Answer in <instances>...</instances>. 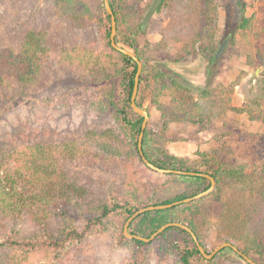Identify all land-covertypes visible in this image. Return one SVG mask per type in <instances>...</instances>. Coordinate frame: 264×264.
<instances>
[{
  "label": "rangeland",
  "instance_id": "374dc122",
  "mask_svg": "<svg viewBox=\"0 0 264 264\" xmlns=\"http://www.w3.org/2000/svg\"><path fill=\"white\" fill-rule=\"evenodd\" d=\"M81 1L101 11V0ZM179 1L187 5L185 0H163L143 32L139 26L153 0H113L118 13L117 45L135 52L141 62L143 86L138 101L148 113L146 127L151 134L146 148L148 155L165 164L170 157L183 159V167L189 170L219 158L228 169L240 167L264 177V64L258 61L257 37L264 0H225L218 5L214 38L221 50L211 64L199 56L176 59L172 48L160 47L172 35L176 39L184 33L178 16L184 6ZM193 15L196 18L197 13L194 11ZM243 18L250 19V29L239 28ZM104 27L97 19L74 20L61 15L55 10L54 0H0V48L18 47L29 31L46 32L50 48L34 84L0 85V153L37 143L66 145L69 150L65 154L71 156L63 162L66 181L86 191L83 197L73 194L70 214L62 219L52 218L46 228L33 226L27 218L14 224L0 220V243L7 237L41 239L47 235L61 239L67 228L81 230L87 222L83 215L88 209L134 200V193L126 185L128 172L144 195V202H135L137 207L188 196L196 190L194 185L176 180L171 174L146 168L135 154L137 138L110 108L111 92L98 86L99 75L76 61L65 62L70 54L64 52L80 49L96 56L108 55L115 58L118 67H123L120 56L106 45ZM124 34L134 42L133 47L124 44ZM158 71L187 88L188 97L205 98L201 122H171L164 127L165 120L156 103L166 107L175 86H163L162 94L156 87L144 88L147 81L153 83ZM220 203L209 201L204 210L193 215L197 232L192 231L208 253L229 240L224 237L225 222L222 217L217 218ZM245 206L247 203L239 209ZM180 213L176 212L179 220L191 215ZM260 217L263 219L259 220ZM126 219L125 214L110 215L81 241L68 243L61 249L37 250L28 254L23 264H178L171 245L174 241L182 243V236L171 232L165 239H153L148 242L149 247L138 250L123 235ZM252 219L264 244V208ZM5 254L0 248V264H4ZM245 255L264 264V253ZM191 264L246 263L231 252H223L212 261L194 258Z\"/></svg>",
  "mask_w": 264,
  "mask_h": 264
},
{
  "label": "trees",
  "instance_id": "16d2710c",
  "mask_svg": "<svg viewBox=\"0 0 264 264\" xmlns=\"http://www.w3.org/2000/svg\"><path fill=\"white\" fill-rule=\"evenodd\" d=\"M185 2L187 3L186 6L179 1L184 6V10L181 13L178 12L181 20V29H183L182 32L184 31V33L177 35V41L175 39L176 35H172L170 39L164 40L160 47L172 48L176 54V59L184 58V56H199L206 63L211 64L221 50V46L218 47L214 38L216 33L215 21L218 5L224 4L225 0H185ZM109 4L117 24L118 13L115 10L113 0H109ZM54 7L58 13L67 18L75 20L86 17L90 20L97 19L104 23L105 27L102 34H104L106 45L111 51L120 56L124 66L118 67L114 62L115 58L112 59L108 55L96 56L91 52L80 49H71L64 52V54H70L68 61L65 62L72 64V61H76L77 64L85 66L91 72H96L99 75L98 86L111 92L108 97L110 108L122 119L138 140L143 118L136 114L130 106L137 64L131 58L120 54L111 47L109 39L110 17L105 10L103 0L100 2V12L91 9L81 0H54ZM194 11L197 13L196 18L193 15ZM250 22V19L243 18L239 28L241 30L250 29ZM259 23L260 30L257 37L260 39L258 47L260 54L258 61L260 64H264V14L261 16ZM140 30L141 25L139 26ZM48 42L46 32L29 31L24 35L18 47H1L0 85L7 86L9 85L7 84L8 82H14L20 87H27L34 84L42 63L50 53ZM124 42L130 48L134 45V42L130 40L127 34H124ZM115 43L118 44L116 36ZM133 53L140 60L138 55L135 52ZM152 80L153 83L155 81L156 85L154 86L151 82L149 84V81H147L144 88L152 89V87H156L160 94H162L163 86H166V88L175 86L170 93V103L166 107L156 103L157 108L162 112V118L165 120L164 127L171 122L194 124L203 120V115H205L203 113L205 109L203 104L205 98L203 96L194 98L189 95L188 97L185 92L188 91L187 88L177 84L161 71H158ZM142 83L143 80L140 75L135 100L136 105L140 108L142 106L139 104L138 99L142 90ZM188 98L190 100L197 99V101H189ZM199 100L202 101L199 102ZM232 110L239 113L243 112V109ZM195 118L199 120L196 122ZM150 142L151 134L148 133V128L146 127L142 138V150L145 157L152 164L162 169L207 174L216 181V187L213 192L204 198L166 210L148 211L137 216L129 225L130 234L148 238L162 225L175 221L182 222L194 232H197L193 215L198 210H204L209 201H219L221 203L217 218L222 217V221L225 222L224 227L227 233H224V237L229 239L226 242L235 245L245 254L261 255L264 253V244L260 241L261 238L258 237L259 232L256 228V221L252 219L253 215L264 208L262 206L264 205V177L256 176L253 172H245L240 167L228 169V166L219 158H216V160L211 159V164L206 165L207 162H205L204 165H199V168L193 170L184 168L185 160L176 157H170L167 164L156 162L152 160L146 150ZM65 147L66 145L62 144L37 143L21 148L13 147L9 151L0 153V220H9L10 224H14L25 222L27 218L33 222V226L46 228L52 218L62 219V217H67L70 214L69 204L72 202L71 196L75 194L83 197V195H86V191L82 186L66 181L63 162L71 156L65 154L69 150L68 147ZM135 147V154L140 158L138 156L137 141H135ZM64 148L65 150L63 151ZM131 174L128 172L126 175V185L134 193L133 201L123 204L114 202L111 206L101 205L95 209H88L87 213L83 215L87 220L84 227L81 230L67 228L61 239H52L47 235L42 236L41 239L12 237L2 239L0 248L6 251L4 264H23L27 260L28 254L37 250L61 249L68 243L81 241L95 226L100 225L103 219L110 215L125 214L128 219L135 211L141 208L180 201L206 191L210 187V181L204 177L171 174L176 180L186 181L194 185L196 190L188 196H176L163 202H148L137 207L135 202H144L142 198L144 195L140 191L137 180H134ZM260 189L261 191L263 190L262 197H260ZM256 191H260L259 194L256 195ZM245 203H247V206L239 209V206ZM178 211L181 212L180 214L190 212L189 214L191 215L179 220L176 215ZM262 219V217L259 218V220ZM171 232L183 237L182 243L174 241L171 245V248L177 254L178 264H191L194 258L206 261L198 251L190 234L180 228H168L154 239H165ZM131 242L138 250L145 249L150 245L135 239H132ZM203 248L205 249L204 246ZM205 251L208 252L206 249ZM223 252H231L244 261L230 248L223 249L216 256ZM216 256L208 261H212ZM244 263L246 262L244 261Z\"/></svg>",
  "mask_w": 264,
  "mask_h": 264
},
{
  "label": "water",
  "instance_id": "95a60500",
  "mask_svg": "<svg viewBox=\"0 0 264 264\" xmlns=\"http://www.w3.org/2000/svg\"><path fill=\"white\" fill-rule=\"evenodd\" d=\"M163 0H153V2L151 3V6L149 7L148 11L146 12L144 19L141 23V30L143 32L146 31V27L147 24L149 22V20L156 15L157 10L159 9L161 3ZM104 3V7L105 10L107 12V14L110 17V45L111 47L119 52L120 54L131 58L133 61H135V63L137 64V70L135 73V77H134V84H133V89H132V94H131V98H130V106L132 108V110L140 115L143 120L141 123V131L139 133L138 136V140H137V149H138V153L139 156L143 162V164L148 167L150 170L157 172L159 174H175V175H183V176H200V177H204L206 179H208L210 181V187L206 190L203 191L193 197L190 198H186L180 201H176V202H172L169 204H164V205H155V206H148V207H144L141 208L137 211H135L130 217H128V219L126 220L124 227H123V235L128 238V239H135V240H139L145 243L150 242L151 240H153L155 237H157L160 233H162L163 231H165L168 228L171 227H177L180 228L186 232H188L191 236V238L193 239L198 251L200 252V254L207 260L212 259L216 254H218L220 251H222L223 249L226 248H230L233 252H235L237 255H239L246 263L248 264H258L255 261H253L251 258H249L247 255H245L242 251H240L235 245L229 243V242H223L221 243L219 246H217L216 248L213 249V251H211L210 253L206 252L205 249L203 248V246L199 243L197 236L195 235V233L192 231V229H190L188 226L182 224V223H178V222H168L164 225H162L161 227H159L154 233H152L148 238L142 237L140 235H135V234H130L129 233V225L132 222V220L134 218H136L137 216L148 212V211H157V210H166V209H170L174 206L183 204V203H188L191 202L193 200H198L200 198H203L205 196H207L208 194H210L213 190H214V186H215V180L207 175V174H203V173H196V172H189V171H181V170H173V169H162L159 168L157 166H155L154 164H152L144 155L143 150H142V138H143V133L144 130L147 126V120H148V113L146 110H144L143 108H140L136 105V96H137V91H138V85H139V79H140V73H141V62L139 61V59L129 50L124 49L119 47L116 43H115V36H116V20L112 11V8L109 4V0H103Z\"/></svg>",
  "mask_w": 264,
  "mask_h": 264
}]
</instances>
